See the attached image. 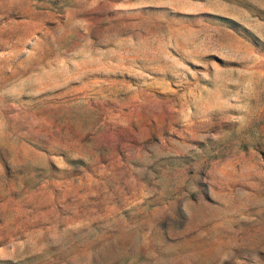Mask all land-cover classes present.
<instances>
[{"label": "rangeland", "instance_id": "rangeland-1", "mask_svg": "<svg viewBox=\"0 0 264 264\" xmlns=\"http://www.w3.org/2000/svg\"><path fill=\"white\" fill-rule=\"evenodd\" d=\"M0 264H264V0H0Z\"/></svg>", "mask_w": 264, "mask_h": 264}]
</instances>
